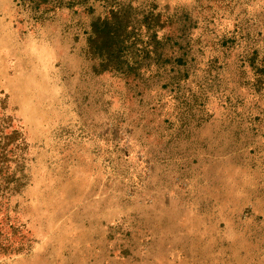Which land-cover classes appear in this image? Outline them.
Listing matches in <instances>:
<instances>
[{
    "label": "rangeland",
    "instance_id": "1",
    "mask_svg": "<svg viewBox=\"0 0 264 264\" xmlns=\"http://www.w3.org/2000/svg\"><path fill=\"white\" fill-rule=\"evenodd\" d=\"M0 264H264V0H0Z\"/></svg>",
    "mask_w": 264,
    "mask_h": 264
}]
</instances>
